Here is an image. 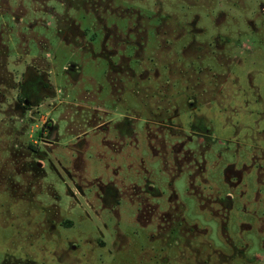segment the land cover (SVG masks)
<instances>
[{
    "label": "rangeland",
    "instance_id": "374dc122",
    "mask_svg": "<svg viewBox=\"0 0 264 264\" xmlns=\"http://www.w3.org/2000/svg\"><path fill=\"white\" fill-rule=\"evenodd\" d=\"M0 264H264V0H0Z\"/></svg>",
    "mask_w": 264,
    "mask_h": 264
}]
</instances>
